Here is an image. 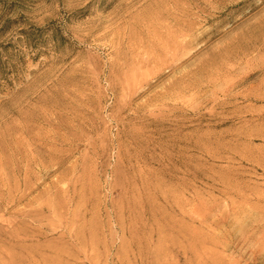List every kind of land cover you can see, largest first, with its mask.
<instances>
[{"label": "rangeland", "instance_id": "1", "mask_svg": "<svg viewBox=\"0 0 264 264\" xmlns=\"http://www.w3.org/2000/svg\"><path fill=\"white\" fill-rule=\"evenodd\" d=\"M0 264H264V0H0Z\"/></svg>", "mask_w": 264, "mask_h": 264}]
</instances>
